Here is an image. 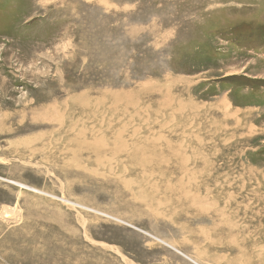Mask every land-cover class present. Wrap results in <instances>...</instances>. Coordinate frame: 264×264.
Wrapping results in <instances>:
<instances>
[{
  "label": "rangeland",
  "instance_id": "rangeland-1",
  "mask_svg": "<svg viewBox=\"0 0 264 264\" xmlns=\"http://www.w3.org/2000/svg\"><path fill=\"white\" fill-rule=\"evenodd\" d=\"M0 264H264V0H0Z\"/></svg>",
  "mask_w": 264,
  "mask_h": 264
},
{
  "label": "bare ground",
  "instance_id": "bare-ground-1",
  "mask_svg": "<svg viewBox=\"0 0 264 264\" xmlns=\"http://www.w3.org/2000/svg\"><path fill=\"white\" fill-rule=\"evenodd\" d=\"M29 187H30V186H29ZM13 209H14V208H13ZM3 212L5 213V215H7L6 213H9L10 210H9V209H4ZM164 243H166V242H164ZM166 244H167V243H166Z\"/></svg>",
  "mask_w": 264,
  "mask_h": 264
}]
</instances>
